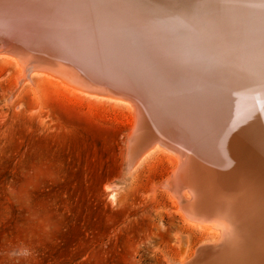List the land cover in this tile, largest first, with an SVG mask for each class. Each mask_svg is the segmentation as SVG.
Segmentation results:
<instances>
[{
  "label": "bare ground",
  "instance_id": "1",
  "mask_svg": "<svg viewBox=\"0 0 264 264\" xmlns=\"http://www.w3.org/2000/svg\"><path fill=\"white\" fill-rule=\"evenodd\" d=\"M23 1L37 13L0 9V58L18 66L15 89L40 77L124 103L125 172L166 156L162 187L185 221L214 233L195 261L173 264H264V0ZM121 82L140 105L113 92L127 90ZM167 112L187 126L163 123Z\"/></svg>",
  "mask_w": 264,
  "mask_h": 264
},
{
  "label": "rangeland",
  "instance_id": "2",
  "mask_svg": "<svg viewBox=\"0 0 264 264\" xmlns=\"http://www.w3.org/2000/svg\"><path fill=\"white\" fill-rule=\"evenodd\" d=\"M17 72L0 58V264H173L213 240L162 187L166 156L125 172L124 103L40 77L16 90Z\"/></svg>",
  "mask_w": 264,
  "mask_h": 264
},
{
  "label": "water",
  "instance_id": "3",
  "mask_svg": "<svg viewBox=\"0 0 264 264\" xmlns=\"http://www.w3.org/2000/svg\"><path fill=\"white\" fill-rule=\"evenodd\" d=\"M7 2V4H8V6L7 5H5L7 8H14V9H1L3 12H5L4 14L6 15V16H19L20 15V9L22 8L21 6L22 5H25L24 6V9L25 8H28L29 10H31V11H34L35 13H37V11L36 10H34V9H32V8H29V3H27V2H24L23 0H17V1H13V0H7L6 1ZM0 4H1V2H0ZM26 10V9H25ZM108 78V80L111 82L112 81V79L111 78H109V77H107ZM110 82H108V83H110ZM107 82H103L102 83V85H105V86H107V87H109L110 89H113L114 87L111 85V84H106ZM121 85H122V87H127V90L125 89H122V90H120V91H118V90H116V89H114L113 90V92L114 91H117L118 93H121L122 95H125V97H127V96H130V98L132 97V99L134 98V99H136V102L138 103V105H140V101H139V96L137 95V93L135 92V91H133V88L131 87V86H129V85H126V84H124V83H122L121 82ZM153 95V98H157L156 96H155V94H152ZM133 99V100H134ZM138 99V100H137ZM155 102H157V104H158V100H156L155 99ZM159 107L160 108H162V105H159ZM163 109V108H162ZM166 112V111H165ZM174 115V114H173ZM171 116V114L170 113H168L167 112V117L168 118H162V120H163V123H167V124H170V125H172V123H174L171 119H173L175 122L177 121V122H179L178 121V118L177 117H175V115L174 116ZM180 120H182V119H180ZM179 124H181L180 122H179ZM182 126H183V124H181ZM187 125L185 124L183 127L185 128ZM214 170H215V166L212 164V167H210V176H211V172H212V175H213V177H214V182H216L215 180L216 179H218V177H219V175H214ZM217 184V183H216ZM217 186H219V189H221V187H220V183L219 184H217ZM195 255H196V253H195ZM197 255H200L199 253H197ZM194 257L195 256H192L191 257V261H195V260H193L194 259ZM189 260V261H190Z\"/></svg>",
  "mask_w": 264,
  "mask_h": 264
},
{
  "label": "clouds",
  "instance_id": "4",
  "mask_svg": "<svg viewBox=\"0 0 264 264\" xmlns=\"http://www.w3.org/2000/svg\"><path fill=\"white\" fill-rule=\"evenodd\" d=\"M22 255H28L27 250H25Z\"/></svg>",
  "mask_w": 264,
  "mask_h": 264
}]
</instances>
